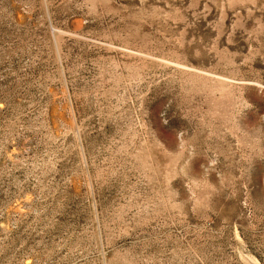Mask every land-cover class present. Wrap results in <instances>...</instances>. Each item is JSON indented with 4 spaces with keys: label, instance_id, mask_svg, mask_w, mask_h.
<instances>
[{
    "label": "rangeland",
    "instance_id": "1",
    "mask_svg": "<svg viewBox=\"0 0 264 264\" xmlns=\"http://www.w3.org/2000/svg\"><path fill=\"white\" fill-rule=\"evenodd\" d=\"M0 264H264V0H0Z\"/></svg>",
    "mask_w": 264,
    "mask_h": 264
}]
</instances>
